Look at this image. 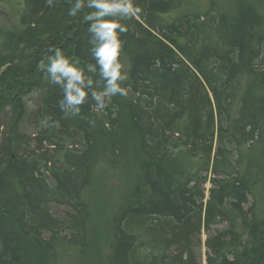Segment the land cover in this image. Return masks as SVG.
I'll use <instances>...</instances> for the list:
<instances>
[{
	"label": "trees",
	"instance_id": "trees-1",
	"mask_svg": "<svg viewBox=\"0 0 264 264\" xmlns=\"http://www.w3.org/2000/svg\"><path fill=\"white\" fill-rule=\"evenodd\" d=\"M65 1L13 0L16 22L0 23V68L13 73L0 86V264L85 251L87 192L107 153L123 182L101 232L107 264H203L202 230L205 264H264V0H134L137 17H115L128 95L103 111L88 95L67 117L47 58L61 50L89 92L103 81L95 9L73 17Z\"/></svg>",
	"mask_w": 264,
	"mask_h": 264
},
{
	"label": "clouds",
	"instance_id": "clouds-1",
	"mask_svg": "<svg viewBox=\"0 0 264 264\" xmlns=\"http://www.w3.org/2000/svg\"><path fill=\"white\" fill-rule=\"evenodd\" d=\"M48 2L51 6L53 0ZM85 4L88 8L95 9L86 19L92 21L88 29L91 33L90 51L95 60L92 70L98 71L103 81V88L101 91L89 92L93 80L86 77L79 67L70 63L61 50L56 49L54 57L47 58L49 61L47 75L50 83L59 85L63 90L64 96L60 101V108L65 117L69 116L66 109H72L71 116L79 115L80 105L88 95L96 102V107L100 111L105 109L106 100L117 95L121 97L128 95V89L121 86L123 81L128 80V75L121 71L122 64L118 59L122 49L120 34L126 32L127 27L115 17H119L120 20L137 17L141 8L135 5L134 0H75L68 14L75 17ZM41 67H44V62H41ZM41 126H48V120H42ZM56 127H59L58 121Z\"/></svg>",
	"mask_w": 264,
	"mask_h": 264
},
{
	"label": "rangeland",
	"instance_id": "rangeland-1",
	"mask_svg": "<svg viewBox=\"0 0 264 264\" xmlns=\"http://www.w3.org/2000/svg\"><path fill=\"white\" fill-rule=\"evenodd\" d=\"M64 3L65 0H62ZM189 1V0H188ZM214 3L218 4L221 8L226 6L232 10L234 0H212ZM207 2V0H203ZM13 0L7 2H0V8L6 9L7 14L0 13V23L5 24L6 27L13 26L12 23L16 22V17L14 13ZM188 11L186 7L183 12ZM9 13V15H8ZM12 71L9 67L5 66L0 68V86L4 87L9 86L12 78ZM98 125V123H95ZM99 144V143H98ZM45 148H47L44 145ZM103 143L100 150L101 154L103 150ZM49 149V148H47ZM110 157V158H107ZM117 163L111 159V155L107 153V156L99 160L96 167V171L93 176V181L90 190L87 192V200L89 203V212H88V246L85 251L75 257H63L62 261L64 264H107L106 261V246L103 247L101 240L103 238V225L105 224L107 217L113 209L116 207L119 199L122 196L123 182L122 175L119 167H116ZM210 184L206 183L204 186L205 189V198L207 200L208 190ZM105 235V234H104ZM206 240V234L202 230L201 232V257L203 264H205V253L206 248L204 242ZM140 252L145 253V250Z\"/></svg>",
	"mask_w": 264,
	"mask_h": 264
},
{
	"label": "bare ground",
	"instance_id": "bare-ground-1",
	"mask_svg": "<svg viewBox=\"0 0 264 264\" xmlns=\"http://www.w3.org/2000/svg\"><path fill=\"white\" fill-rule=\"evenodd\" d=\"M2 91V90H1ZM7 93V92H6ZM201 261V260H200Z\"/></svg>",
	"mask_w": 264,
	"mask_h": 264
}]
</instances>
